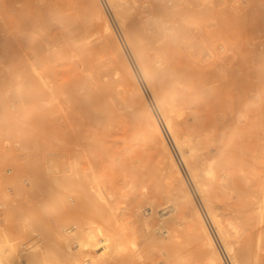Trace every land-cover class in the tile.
I'll list each match as a JSON object with an SVG mask.
<instances>
[{
    "label": "rangeland",
    "instance_id": "rangeland-1",
    "mask_svg": "<svg viewBox=\"0 0 264 264\" xmlns=\"http://www.w3.org/2000/svg\"><path fill=\"white\" fill-rule=\"evenodd\" d=\"M112 1L0 0V264H123L117 234L130 264H233L206 203L238 262L264 264V0ZM133 46L194 146L205 203ZM138 92L199 221L183 199L184 216L152 210L166 161Z\"/></svg>",
    "mask_w": 264,
    "mask_h": 264
},
{
    "label": "bare ground",
    "instance_id": "bare-ground-1",
    "mask_svg": "<svg viewBox=\"0 0 264 264\" xmlns=\"http://www.w3.org/2000/svg\"><path fill=\"white\" fill-rule=\"evenodd\" d=\"M109 2H110V0H108ZM112 0H111V5H112ZM119 4V3H118ZM97 5V4H96ZM113 10H114V15H116V18H117V20H118V24L120 23V25L123 27V28H125V30H126V22H125V15H124V12L121 10V8H120V5H116V4H114L113 3ZM101 14V13H100ZM101 20H102V25H103V29H104V31L106 30V31H108V30H110V24L108 23V20H106V18L104 17V16H102V14H101ZM131 23V22H130ZM128 25V24H127ZM129 28V27H128ZM129 29H131V28H129ZM132 30V29H131ZM129 33H130V31L129 30H127ZM136 33V32H135ZM139 33V32H138ZM109 34V33H108ZM111 34H112V32H111ZM130 35H137V33L136 34H131L130 33ZM139 35V34H138ZM140 36V35H139ZM139 36L137 37V36H134V37H136L137 38V40H139L138 38H139ZM142 37V36H141ZM129 40L131 41V43H132V40H135L134 38L133 39H131V37H129ZM137 40H136V42H137ZM134 42L135 41H133V44H131V45H134ZM135 42V43H136ZM139 42V41H138ZM139 44V43H138ZM136 45V44H135ZM137 46H139V45H137ZM116 48H117V46H116ZM132 48H134L133 49V51H135V53L137 54L136 55V57H137V59H138V62L141 64V67H142V70H143V72H144V75L146 76V78L148 79L147 80V82L149 81V86H150V89H151V91H152V93H153V96H154V98L156 99V102H157V105H158V107H159V109H160V111H161V113H162V116H163V119H164V123H165V125H166V127H167V129H168V131L170 132V135H171V137H172V140H173V143H174V146L176 147V149H177V152H178V154H179V156H180V158H181V160H182V162H183V164L185 165V167H186V169L189 171V173H190V178H191V180H192V182L196 185V188L198 189V193H199V195H201V197H202V199H204V203L205 202H207V200H206V197H205V191H204V189L202 188V186H203V181L201 180V171H202V169L200 168V165H198V161H197V158H196V153H195V149H194V146H192V145H190V143L188 142V139L182 134V133H180L179 131H177L176 129H175V127L173 126V124H172V119H173V117L171 118V116L172 115H170V109L166 106V104H165V102H164V99L165 98H162L163 96H161V92H160V89L161 88H159V86H158V84H157V82H156V79H154V74H153V76L151 75V72H149V71H151L152 69L151 68H148L147 67V63L145 62V61H143V59H142V53H140L138 50H137V48L135 47V46H133ZM140 48V47H139ZM118 50V49H117ZM147 64H145V63ZM149 62V61H148ZM126 65V64H125ZM150 69V70H149ZM153 73H155V72H153ZM130 76V75H129ZM133 76V75H132ZM131 77V76H130ZM132 78V77H131ZM156 78V77H155ZM131 81H132V79H131ZM133 84H134V82H133ZM164 93V92H163ZM138 94V99H139V101L142 103V106H143V109H144V112H142V113H145L143 116H145L146 118H147V120H148V124L150 125L149 126V129L148 130H146L145 128H146V126L148 125H145L146 124V122H144L145 124H144V129H145V131H144V133H146V138L150 141V140H152V139H156L157 140V142H158V144L160 145V149H159V152H158V154L159 155H161V157L162 158H164L165 159V161H166V167H161L162 169H164V170H162L160 167H159V169H160V171H163V172H165V173H163L164 174V177H165V181H166V183H165V185H166V187H167V189H166V192H165V196H164V199H165V201H164V203H161V204H157V206L156 207H154L152 210H153V212H156V211H154L155 210V208L157 209L158 207H160V211H163L162 213H164L165 211L167 212V210H165L168 206L170 207V206H172V209H177L176 210V212H177V214L178 215H185V211L184 210H186V208L187 207H185V206H190L189 208L193 211V215H194V217H196L197 219V221H199V219H201V218H199V213H198V211H197V209L195 208L196 206L194 205V203H193V198H192V196H191V193H190V191L188 190V188H187V185L185 184V181H184V179H183V177H182V173H181V171H180V169H179V167H178V165H177V163H176V161H175V159H174V157H173V155H172V153L170 152V150H169V147H168V145H167V143H166V140L164 139V137H163V135H162V133H161V130H160V128H159V126H158V124H157V122H156V120H155V118H154V116H153V114H152V112L150 111V109L148 108V106H146L145 105V103L146 102H144L145 101V99H143L142 98V96L139 94V92L137 93ZM163 95V94H162ZM165 96V95H164ZM144 100V101H143ZM167 100V99H166ZM165 100V101H166ZM172 107V106H171ZM142 109V108H141ZM173 109V108H172ZM144 119V118H143ZM146 120V121H147ZM144 121V120H143ZM142 128V127H141ZM165 168H167V170H165ZM207 173L208 174H210L211 173V170H210V168H207ZM163 174H161V175H163ZM163 178V177H162ZM163 180V179H162ZM89 194V193H88ZM98 194V193H97ZM100 196V195H99ZM86 197V196H85ZM84 197V198H85ZM93 198V197H92ZM181 199H183V205L184 204H186L185 206H183V205H179V206H182V207H176V208H173V205H175L176 206V204L178 205L179 203H178V201L179 200H181ZM87 200H88V196H87ZM86 200V201H87ZM86 203V202H85ZM169 203V205H167ZM99 204L101 205L102 203H100L99 202ZM97 205V204H96ZM95 205V206H96ZM206 205H207V211H208V215H209V217H210V219L212 220V222H213V225H214V227L216 228V232H217V234L219 235V238H220V240H222V242L221 243H223V249L227 252V254L228 255H230V258H231V260H232V263L233 264H240L239 262H238V260L235 258V256L236 255H234V253H233V250L234 249H232L233 247H231V244H230V241H229V238H228V231H227V229L225 228V227H223L222 226V224H221V220H220V218H219V220H218V216L214 213V211H213V206L211 207V205H209L208 203H206ZM205 205V206H206ZM97 206H99V205H97ZM102 206V205H101ZM103 207H105V205L103 204ZM169 207H168V209H169ZM100 208V207H99ZM99 208H97L96 207V209H99ZM106 208V207H105ZM183 208H185L184 210H183ZM189 208H187L188 210H189ZM102 209V208H101ZM104 209V208H103ZM171 209V210H172ZM158 210V211H159ZM98 211V210H97ZM104 211V210H103ZM173 211H175V210H173ZM192 211H191V214H192ZM152 212V211H151ZM175 212V213H176ZM100 214V213H99ZM183 215V216H184ZM176 216V215H175ZM180 217V216H179ZM179 220V219H178ZM177 220V218H176V220L175 221H178ZM201 221V220H200ZM199 223V222H198ZM197 223V224H198ZM201 223V222H200ZM158 225H159V223H158ZM161 225V224H160ZM200 225V224H199ZM201 226V228H202V230H203V232H204V234H205V238L207 239V242L209 243L208 245H212V238H210L209 237V233L208 232H206L207 230L204 228L205 227V225H203V223L200 225ZM200 226H199V228H200ZM206 230V231H205ZM208 233V234H207ZM126 234V233H125ZM85 235H86V239H88V240H86L85 241V243L87 244V245H92V246H94V248L96 247V248H98L97 246H95V245H97L95 242H92V239L94 238V234H93V232H90V231H88V232H86L85 233ZM119 237V235L117 234L114 238H112V240H111V247H113L114 249H116L117 250V252H120V254H122V259H121V262L123 263V264H130L131 263V261L132 260H134V259H132L133 257L131 256V255H129V254H125L124 255V252H121L122 251V247H121V244L120 243H118V242H116L117 241V238ZM94 241H95V239H94ZM206 242V243H207ZM100 247H102V246H100ZM213 252V251H212ZM236 253V252H235ZM212 255V254H211ZM237 257V256H236ZM134 258H135V256H134ZM240 258V257H239ZM242 258V257H241ZM240 258V259H241ZM214 259H216V264H219L220 262H219V259H218V257L216 256L215 258H213L212 260H214ZM215 261V260H214ZM241 261V260H240ZM242 264V263H241Z\"/></svg>",
    "mask_w": 264,
    "mask_h": 264
}]
</instances>
